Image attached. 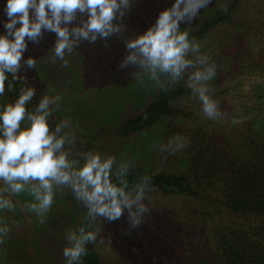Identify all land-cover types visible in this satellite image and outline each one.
Wrapping results in <instances>:
<instances>
[{
    "label": "rangeland",
    "instance_id": "374dc122",
    "mask_svg": "<svg viewBox=\"0 0 264 264\" xmlns=\"http://www.w3.org/2000/svg\"><path fill=\"white\" fill-rule=\"evenodd\" d=\"M174 0H132V6L120 21L125 25L121 36L113 34L95 43L83 41L65 59L51 62L56 34L42 29L39 43L26 38L27 49L22 54L18 76L23 77L22 88L35 89L34 97L44 95L61 97L59 110L53 112L59 124L69 120L71 129L80 138L79 147L72 159H80L84 152L93 151L116 158L117 163L127 162L130 168L138 167L151 174H179L185 166L173 153L157 151L164 136L166 122L151 131L134 135L129 139L112 135L123 122L137 115L155 95L156 85L146 75L133 74L139 69L119 64L127 54L125 37L143 33L156 20L158 13L171 7ZM235 2L234 25L217 29L203 42L201 52L207 53L217 66V75L210 81L211 97L224 113L222 119L210 120L202 112L200 101L191 93L184 80L168 81L171 87H183L187 95L179 104L185 109L183 121L178 126L200 128L214 134L230 132L243 119H248V108L264 106V0H212L208 8L199 10V16L191 23L181 22L184 31L194 30L200 21L213 12ZM5 0H0V34L7 17ZM77 20L69 25H78ZM36 59V67L23 63L27 58ZM6 95H0V104L11 103ZM255 113V112H254ZM253 114H251L252 116ZM69 130V129H65ZM103 135L93 138L98 132ZM116 166L114 165V168ZM4 187L0 181V189ZM15 205L13 211H0V222L11 231L0 243V264H65L63 248L65 235L77 229L86 217L83 204L71 198L64 190H57L50 210L43 222L26 205L32 202L27 192L18 195L4 193ZM149 212L143 222L132 228L127 210L119 220L98 218L99 231L95 249L103 262L110 264H174L185 250L190 237L204 232L198 204L188 198L147 196ZM212 209L211 212L215 211ZM230 216H214L206 221L205 234L219 223H227ZM105 242H100L103 240Z\"/></svg>",
    "mask_w": 264,
    "mask_h": 264
},
{
    "label": "clouds",
    "instance_id": "9594fccd",
    "mask_svg": "<svg viewBox=\"0 0 264 264\" xmlns=\"http://www.w3.org/2000/svg\"><path fill=\"white\" fill-rule=\"evenodd\" d=\"M210 3L212 0H174L143 33L125 37L127 54L119 67L137 66L139 70L132 75H146L165 90L161 77L171 82L186 77V86L200 101L204 115L219 120L224 113L211 97L209 83L217 75V66L207 53L201 52L199 42L194 37L190 39L189 32L180 27L181 22L191 23L199 16V10L208 8ZM131 6L132 0H5L7 20L3 24L5 32L0 34V95L9 75L13 80L24 79L18 72L27 49L26 38L39 43L42 29L54 32L51 62L58 59L67 68L66 53L81 42L95 43L113 34L121 36L125 25L117 21ZM77 13L79 24L69 28L77 20ZM23 63L28 68L36 67V59L31 57ZM34 95V88H22L13 102L0 104V181L4 184L0 189V211L15 208L4 193L27 192L32 197L27 210L43 222L56 191L67 187L86 208L89 223L100 217L119 220L127 210L130 226L138 227L149 212V204L144 203L151 190L149 178L141 177L130 187L129 163H117L114 156L99 152L88 151L80 159H71V149L65 147L75 142L70 121L62 120L54 129L49 128V118L59 110L61 97L44 95L29 111L26 104ZM187 143L186 138L176 135L159 147L161 152L174 154ZM10 231L7 224L0 222V243ZM99 233L84 226L69 230L63 248L65 264H82L87 245L97 242Z\"/></svg>",
    "mask_w": 264,
    "mask_h": 264
},
{
    "label": "trees",
    "instance_id": "16d2710c",
    "mask_svg": "<svg viewBox=\"0 0 264 264\" xmlns=\"http://www.w3.org/2000/svg\"><path fill=\"white\" fill-rule=\"evenodd\" d=\"M236 10L234 2L213 12L189 31V38L194 37L200 43L215 30L233 26ZM161 79L166 83V90L156 85L151 101L137 115L127 118L112 136L129 139L166 122L160 145L176 135L186 138V146L174 153L185 170L179 174H151L138 167L130 168L129 186L147 176L151 189L147 196L184 197L203 210L199 219L204 232L189 238L181 259L174 264H264V106L256 110L248 108V119H243L230 132L209 134L200 128L189 130L176 125L185 117V109L179 104L187 92L183 87H171L166 77ZM21 89L22 82L9 75L5 81L6 97L13 102ZM39 100L33 96L26 109L33 110ZM56 125L53 113L49 118L50 130ZM74 135L75 142L65 146L71 149V159L79 148L76 141L80 135L75 132ZM101 135L103 131L93 138ZM159 146L157 151L161 152ZM63 190L75 198L70 188ZM214 212L219 216H230L232 220L213 226L205 234L206 221L214 216ZM80 226L96 231L98 222L89 223L86 216L77 228ZM95 243L87 245L82 264H110L100 259Z\"/></svg>",
    "mask_w": 264,
    "mask_h": 264
}]
</instances>
